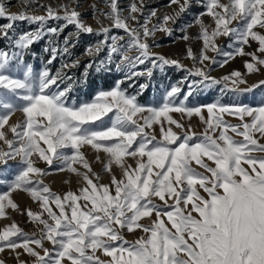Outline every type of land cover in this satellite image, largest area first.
Here are the masks:
<instances>
[{
    "label": "snow or ice",
    "instance_id": "snow-or-ice-1",
    "mask_svg": "<svg viewBox=\"0 0 264 264\" xmlns=\"http://www.w3.org/2000/svg\"><path fill=\"white\" fill-rule=\"evenodd\" d=\"M21 2L25 10L10 13L0 0V19L8 21L0 25V40L8 43L0 49V177L7 175L9 161L20 169L13 179H0L7 185L0 192V219H11L9 209L26 214L39 234L13 221L0 229V253L11 251L18 264H29L20 259L25 254L30 264H264V100L255 106L238 98L191 102L215 86L236 97L257 89L264 94V79L249 86L246 78L264 70V0H169L168 7L177 9L163 16L146 0L127 8L120 0H103V8L90 5L98 29L77 10L80 0H73L76 7ZM197 6L203 11L194 23L181 27L182 17ZM39 8L43 15L35 13ZM18 22L35 27L18 32ZM193 26L202 48L196 53L187 47L192 68L152 50L149 40L157 33L173 36L179 28V39L189 41ZM69 27L74 30L64 35ZM81 36L98 39L85 45L84 55L92 59L76 77L70 72L81 61L72 50ZM46 37L44 52L50 55L36 70L25 56L35 57L32 46ZM221 37L231 50L217 43ZM253 43L257 47L246 51ZM64 56L70 62L53 71L50 65ZM237 56L248 57L245 73L211 75L213 66L224 67ZM172 68L185 75L160 101L141 103L157 73ZM113 69L123 74L114 86L91 78ZM141 77L145 82L138 84ZM77 89L91 98L77 102ZM17 112L22 120L10 123ZM193 116L205 126L200 133L183 122ZM85 147L97 154L109 183L101 182ZM38 162L75 174L82 187L53 191L44 182L49 171ZM16 192L29 194L40 210L21 209ZM137 231L142 234L127 239L125 232Z\"/></svg>",
    "mask_w": 264,
    "mask_h": 264
},
{
    "label": "rangeland",
    "instance_id": "rangeland-1",
    "mask_svg": "<svg viewBox=\"0 0 264 264\" xmlns=\"http://www.w3.org/2000/svg\"><path fill=\"white\" fill-rule=\"evenodd\" d=\"M38 2L39 4H43V5L51 4L53 7L59 4H72L73 7H76V5L73 4V0H38ZM132 2L133 0H120L121 5L125 8H127V6ZM4 3L8 6L10 13H20L25 10V5L21 2V0H4ZM80 3L82 6L78 7L77 10L83 14L84 19L88 24H90L94 29H98L100 25L97 24L96 20L92 16V9L90 5L96 3L99 7L103 8L104 7L103 0H80ZM146 3L149 5L150 8H155L158 10V16H163L164 14H172L177 9L176 5H171V7H168L169 0H146ZM33 7L35 8L34 5ZM200 11H203V8L197 6L188 13H186L180 21V26L184 27L188 23H194L195 15L198 14ZM35 13L43 15L44 9L43 8L35 9ZM204 20L205 23H209V24L212 23L210 18L206 16L204 17ZM7 22L8 21L6 19H0V25L5 24ZM153 23H156V21L153 20ZM104 24L109 25L110 22L105 20ZM30 27H35V25L30 26L28 24H23L19 22L16 24V28L18 32L28 31ZM73 30L74 29L72 27L65 29L64 35H67L69 32ZM114 31H116V34L123 35V33L119 32L118 30H114ZM187 34L190 37H192V39L189 41H184L182 39H179V37L182 35L179 28L176 29L173 36H167L166 34L159 32L155 36V41L153 42V40H149V43H154L152 49L154 52L163 54L170 59H178L188 68H192L193 61L186 58V49L190 45L193 48L194 52L199 53L200 49L202 48V42L195 38L199 34L198 26H193L191 28H188ZM60 39L63 40V35L60 37ZM97 39L98 37L95 36H81L80 42L77 44L76 48L72 50L74 58H78L81 61V63L78 68L72 69L70 74H74L76 77L80 76V74L84 70V65L88 62V60L92 59L91 57L84 55L85 45L91 44ZM46 41H47V37L44 40H41L40 42L32 46V52L36 53L35 57H33L31 54H27L25 56V62L32 64L34 69L36 70H39L41 67H43L44 62L48 59L50 55V53L44 52ZM217 43L225 50H231L227 48V45L229 44V40L227 38L221 37L219 38ZM156 44H158L159 47H156L155 46ZM256 47L257 45L253 43L251 48H248L246 46L245 50L251 51ZM7 48H8L7 41L0 40V49H7ZM129 54L135 55L136 53L135 51H132ZM208 54L215 55V53L212 52H209ZM99 58H104V53H101ZM247 59L248 57L246 56L245 57L237 56L235 59L231 60L224 67L213 66L214 70L211 72V75L219 79L225 75H228L234 70H239L241 73H245L246 69L244 67V62ZM70 60L71 58L67 56H64L62 59L58 58L52 65H50V67L53 69V71H56L57 69L60 68L62 62H70ZM143 67L144 66H140V69H143ZM16 75L19 74L17 73ZM184 75L185 73L175 68L169 69L166 75L162 73H157L156 77L151 82L152 86L140 97V102L148 103L153 101H160L162 99L165 89L169 85L175 84ZM122 76H123L122 73L117 72L115 69H113L111 74L93 73L91 78L97 80L99 84H101L103 87L108 88L114 86L115 81L117 79H120ZM246 78L248 80V85L250 86L251 84L258 82L259 80L264 79V70H262L261 73L259 74H252L250 76H247ZM143 82H145L143 77L139 78L137 81L138 84ZM124 86L126 87L127 83ZM220 87L221 86H215L210 90L198 94L197 99L191 102L195 104L205 103V102L211 103L219 99L222 103H229L233 99L238 98L246 103H250L253 106H255L260 100H264V94H262L261 89H257L254 92H250L241 95L239 97H236L235 94L230 92L222 93L220 91ZM129 91L133 92L135 91V89H129ZM73 98L76 99L77 102H80L81 100H88L91 97L89 95H86L84 92L80 91L79 89H77L73 94ZM173 115L176 119H181V115L179 113H174ZM22 118H23L22 113L17 112L10 120V123L19 122L22 120ZM227 119H229L232 123L239 122L237 119L232 117H227ZM183 122L185 123V126H187L188 123H191L193 129L197 133L202 132L205 127L204 124L200 122L199 118L195 116H193L190 121L185 118ZM157 135L159 136L158 129H157ZM8 136L9 138H11L10 132L8 133ZM237 139H240V137H237ZM0 147H3L2 143H0ZM83 151L85 152L89 162L92 164L94 171L101 174L102 177L101 182L109 183L110 175L102 170L103 163L96 161L95 157L97 154L90 147H85ZM100 157H101V161H104L105 157L103 153H100ZM37 166L49 171L50 175L44 178V182L48 184L53 189V191L57 193L63 194L69 190L75 191L78 188L82 187V182L80 181V178H78L75 174L69 171H63V172L57 171V166L55 164L51 168H48L46 163L38 162ZM76 167H80V165H76ZM5 170L7 171V175L0 177V179H6V180L13 179L14 176L20 170L18 162L9 161V165L6 167ZM113 171L115 172L116 176L120 178L121 176L120 170L114 166ZM65 181H68V183H65ZM6 188L7 185H0V192L6 190ZM13 199L19 204L21 209L31 208L33 211L40 210L39 204L33 202L29 194L25 192L13 193ZM8 214L10 215L11 219H0V229L15 221L26 232L29 233L36 232L37 234H39L38 228L33 223L29 222V218L27 217L26 214L22 215L10 209L8 210ZM141 234L142 233L139 231H137L134 234H129L125 232V235L129 240H135ZM45 246L49 248L52 247L50 244H46ZM20 259L29 261L30 264L32 258L25 254L21 256ZM0 260H3L5 264H18L14 253H12L9 250H5L3 253H0Z\"/></svg>",
    "mask_w": 264,
    "mask_h": 264
}]
</instances>
